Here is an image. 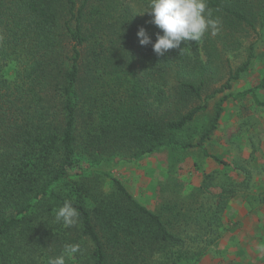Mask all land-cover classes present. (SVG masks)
<instances>
[{"label": "trees", "instance_id": "16d2710c", "mask_svg": "<svg viewBox=\"0 0 264 264\" xmlns=\"http://www.w3.org/2000/svg\"><path fill=\"white\" fill-rule=\"evenodd\" d=\"M207 7L218 33L158 56L137 37L141 27L153 43L162 34L150 0H0V264H48L69 244L80 252L66 264H160L164 253L187 262L169 255L182 240L102 168L165 148L204 150L232 96L207 127L196 121L247 71L253 44L204 96L206 76L220 48L264 27V0ZM65 200L80 212L72 227L55 219Z\"/></svg>", "mask_w": 264, "mask_h": 264}, {"label": "rangeland", "instance_id": "374dc122", "mask_svg": "<svg viewBox=\"0 0 264 264\" xmlns=\"http://www.w3.org/2000/svg\"><path fill=\"white\" fill-rule=\"evenodd\" d=\"M242 40L241 47L220 48L222 53L206 76L204 96L226 84L230 72L244 64L246 48L253 44L254 57L247 71L231 89L210 99L206 114L196 121L198 128L207 127L216 103L225 95L232 96L223 103L218 128L203 145L204 150L165 148L102 168L182 240L169 255L180 256L188 264H264V251L260 250L264 247V224L245 221L243 210L245 195L254 192L259 171L239 156L241 147L257 144L264 133V107L257 105L264 103V89L260 88L264 27ZM80 163L74 172L85 167ZM261 194L250 195L249 208L264 201ZM167 254L159 256L160 264L173 263L166 260Z\"/></svg>", "mask_w": 264, "mask_h": 264}, {"label": "clouds", "instance_id": "9594fccd", "mask_svg": "<svg viewBox=\"0 0 264 264\" xmlns=\"http://www.w3.org/2000/svg\"><path fill=\"white\" fill-rule=\"evenodd\" d=\"M146 12L151 16L150 23L160 29L162 34L158 32L153 43L147 30L141 27L137 37L141 46L151 44L158 56L179 48L181 42L200 41L209 30L213 35L219 31L220 21L212 18L207 0H150V10ZM54 211L56 221L65 227L74 226L80 216L79 210L70 200H65ZM260 250L264 251V247ZM79 252V244L65 245L59 256L48 259V264H66V259Z\"/></svg>", "mask_w": 264, "mask_h": 264}, {"label": "crops", "instance_id": "0c3cea01", "mask_svg": "<svg viewBox=\"0 0 264 264\" xmlns=\"http://www.w3.org/2000/svg\"><path fill=\"white\" fill-rule=\"evenodd\" d=\"M257 105L262 107L260 103H257ZM240 151L239 156L242 159H247L246 162L249 163L253 170L255 169L259 171V174L255 175L254 192H251L249 195H245V206H243L245 221L253 219L251 220V223L255 222V224H264V201L261 203L254 202L251 208L248 207V202L252 201L250 199V195L255 193V195L258 196L259 193H262L261 195L264 196V133H260L257 144L249 147H241ZM243 223L244 222L241 224Z\"/></svg>", "mask_w": 264, "mask_h": 264}]
</instances>
